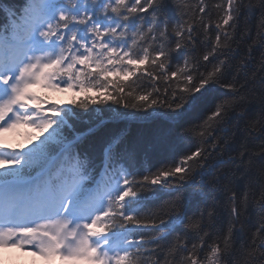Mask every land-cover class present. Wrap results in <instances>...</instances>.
Here are the masks:
<instances>
[{
    "label": "snow or ice",
    "instance_id": "1",
    "mask_svg": "<svg viewBox=\"0 0 264 264\" xmlns=\"http://www.w3.org/2000/svg\"><path fill=\"white\" fill-rule=\"evenodd\" d=\"M36 88L84 95L62 107ZM21 128L13 148L4 134ZM12 248L62 264H264V0H0Z\"/></svg>",
    "mask_w": 264,
    "mask_h": 264
},
{
    "label": "rangeland",
    "instance_id": "2",
    "mask_svg": "<svg viewBox=\"0 0 264 264\" xmlns=\"http://www.w3.org/2000/svg\"><path fill=\"white\" fill-rule=\"evenodd\" d=\"M39 95L51 99L57 105L67 103L76 91H49L40 88L33 89ZM31 132L29 128H21L18 132L6 133L5 138L13 148L24 145L25 133ZM24 136V137H23ZM0 264H62L59 257H54L50 261L44 260L38 255H33L31 251H24L18 248L0 249Z\"/></svg>",
    "mask_w": 264,
    "mask_h": 264
},
{
    "label": "trees",
    "instance_id": "3",
    "mask_svg": "<svg viewBox=\"0 0 264 264\" xmlns=\"http://www.w3.org/2000/svg\"><path fill=\"white\" fill-rule=\"evenodd\" d=\"M190 2L194 3L195 0H190ZM214 2H215V0H209V4H210V5H211L212 3H214ZM213 11H215V10L213 9ZM213 39H214V36H213ZM245 48H246V45L243 44V43H241V44H240V50H241V53H243V51L245 50ZM257 58H258V54H257ZM162 87H163V85L161 84V88H162ZM88 94H89V95H93V96L96 95L95 92H91V93H88ZM83 95H84L83 93H79V94H77V95H73V96L68 100L67 103H64V104H63V107H71L70 102H71V101H74V100H79ZM113 107H115V106H113ZM121 110H122V111H127V112H129L130 114L134 112L133 109H127V110L121 109ZM162 110H163V109H162ZM74 111H79V110H78V109H74ZM137 115H139V113H137ZM229 128H230L233 132H236V129H235V127H234L233 125H229ZM136 131H137V128H136V125H135V123H134V124H133V127H132V135H133V136L136 135ZM241 131H242V129H241ZM239 141H240V134L237 133V134H236V143L234 144V147H235V148H239V147H240V143H239ZM150 159H151V162H152L153 164H156V163L158 162V159H159V158H158V157H155V156H151ZM219 218H220V220H221L222 223H225V224H226V222H227V220H228V213H227L226 208H225L222 204L219 205ZM257 220H258V217H257L255 214H253V216H252V220H251V224L254 225V224L257 222Z\"/></svg>",
    "mask_w": 264,
    "mask_h": 264
}]
</instances>
